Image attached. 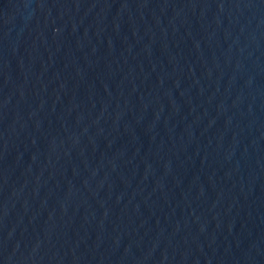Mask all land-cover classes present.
Returning <instances> with one entry per match:
<instances>
[{
  "label": "water",
  "instance_id": "obj_1",
  "mask_svg": "<svg viewBox=\"0 0 264 264\" xmlns=\"http://www.w3.org/2000/svg\"><path fill=\"white\" fill-rule=\"evenodd\" d=\"M0 264H264V0H0Z\"/></svg>",
  "mask_w": 264,
  "mask_h": 264
}]
</instances>
